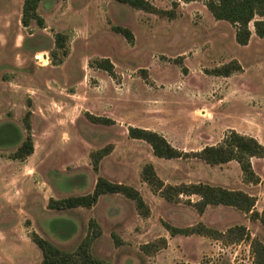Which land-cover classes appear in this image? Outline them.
Here are the masks:
<instances>
[{
	"label": "rangeland",
	"instance_id": "1",
	"mask_svg": "<svg viewBox=\"0 0 264 264\" xmlns=\"http://www.w3.org/2000/svg\"><path fill=\"white\" fill-rule=\"evenodd\" d=\"M150 1L174 9L176 17L114 0H46L38 10L46 27L35 21L25 27V0H0V264H41L34 232L75 250L92 218L102 227L92 252L112 264H251L246 241L225 245L200 235L171 237L163 221L178 227L203 222L222 231L243 224L264 241L259 221L224 205L209 206L201 215L190 204L198 196L168 202L142 182L141 170L152 162L166 183L244 190L264 212V158L252 159L262 181L246 184L236 162L210 166L195 157L158 158L147 142L129 137L128 127L158 131L187 152L217 144L229 129L264 144V38L254 32L249 44L240 45L236 28L216 20L203 1ZM116 25L132 30L133 44L113 29ZM57 33L66 36L64 47L57 46ZM102 58L114 63L116 78L90 66ZM233 61L243 70L231 76L208 73ZM27 111L35 150L22 161L13 156L16 140L27 133ZM87 112L115 124L93 122ZM109 144L114 150L96 172L90 154ZM99 176L137 188L151 216L139 215L121 194H105L93 208H49L51 198L92 193ZM114 232L123 244L115 243ZM159 237L168 239L166 248L154 256L141 251L142 244Z\"/></svg>",
	"mask_w": 264,
	"mask_h": 264
},
{
	"label": "trees",
	"instance_id": "2",
	"mask_svg": "<svg viewBox=\"0 0 264 264\" xmlns=\"http://www.w3.org/2000/svg\"><path fill=\"white\" fill-rule=\"evenodd\" d=\"M46 0H25L23 7L22 23L29 27L35 21L39 27L45 28V18L39 13L40 4ZM66 1V0H65ZM125 3L131 7L156 14L161 17L174 19L176 12L174 9H165L156 6L150 0H114ZM185 3L203 1L213 17L218 21H227L236 28V40L240 45H247L250 42L253 32L264 38V0H181ZM179 2H175L177 7ZM253 23V29L251 28ZM113 29L117 33L123 34L129 43L133 44L135 37L127 27L116 25ZM66 36L61 33L56 35L58 47H64ZM68 54L64 50V56ZM64 57L57 64L62 63ZM91 67L106 71L111 77L116 78L115 65L109 58L95 59L90 62ZM242 66L233 61L208 71L211 75L231 76L235 72L242 71ZM31 111H27L24 116V126L26 136L24 139L16 140L17 150L14 159L26 160L34 153L35 145L32 135ZM87 117L96 123L108 125L115 124V121L108 117H99L89 112ZM4 134V133H2ZM128 135L133 139L147 142L154 156L164 159H177L184 157H195L210 166L222 165L231 161H236L242 171L243 182L246 184H259L261 176L255 171L252 159L264 158V144L254 136L243 134L235 129H229L223 139L213 145H206L199 151H184L172 145V143L160 132L148 128L136 126L128 127ZM7 138V134L3 135ZM13 138V135H11ZM114 146L109 144L101 149L92 151L90 154L93 169L99 172L101 161L112 151ZM141 180L146 183L150 190L168 202L178 203L183 196H198L199 200L191 202L199 214L203 215L209 206H230L243 212L252 221H259L264 228V212H259L256 207L257 198L241 189H231L220 185H213L204 182L196 183H166L158 175L152 162L145 163L141 170ZM105 194H121L135 203L139 215L148 218L152 214L150 205L146 202L141 192L132 185L121 182H113L106 177L99 176L92 193L86 195L69 196L62 199L51 198L49 208L56 210L72 208H93L97 205L101 196ZM163 225L171 237L177 235L191 236L200 235L217 241H222L225 245L237 242H248L252 253L251 264H264V241L258 237H252L248 228L243 225H234L225 231L199 222L188 227H178L169 222L163 221ZM102 235V227L99 222L92 218L89 221V231L86 237L80 242L75 250H65L50 240L34 232L33 242L42 251L41 264H112L95 256L92 252L93 243ZM117 245L123 244V240L117 233H112ZM168 246L166 237L144 243L140 246L141 251L148 256H154ZM203 264V263H201Z\"/></svg>",
	"mask_w": 264,
	"mask_h": 264
},
{
	"label": "crops",
	"instance_id": "3",
	"mask_svg": "<svg viewBox=\"0 0 264 264\" xmlns=\"http://www.w3.org/2000/svg\"><path fill=\"white\" fill-rule=\"evenodd\" d=\"M252 28V27H251ZM254 33V32H253ZM253 35V34H252ZM47 57V56H46ZM45 57V58H46ZM47 59H48V57H47ZM46 60V59H45ZM239 132V131H238ZM241 133V132H240ZM243 134H245V133H243ZM252 136V135H251ZM254 137H256V136H254ZM257 138V137H256ZM258 139V138H257ZM260 141V140H259ZM261 142V141H260ZM219 143V142H218ZM213 145V144H212ZM232 162H236V161H231V162H229V163H225V164H222V165H227V164H230V163H232ZM237 163V162H236ZM253 163V162H252ZM238 164V163H237ZM221 165V166H222ZM239 165V164H238ZM217 166H220V165H217ZM224 187H226V186H224ZM229 188V187H228ZM232 189V188H231ZM199 198V197H198ZM216 243H218V241H215ZM168 245H169V242H168Z\"/></svg>",
	"mask_w": 264,
	"mask_h": 264
},
{
	"label": "built area",
	"instance_id": "4",
	"mask_svg": "<svg viewBox=\"0 0 264 264\" xmlns=\"http://www.w3.org/2000/svg\"><path fill=\"white\" fill-rule=\"evenodd\" d=\"M36 58L38 59V60H41V58L38 56V55H36ZM47 58V57H46Z\"/></svg>",
	"mask_w": 264,
	"mask_h": 264
}]
</instances>
